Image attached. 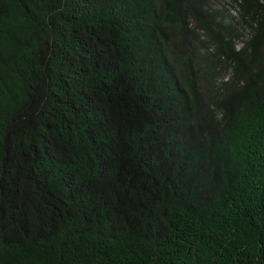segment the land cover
<instances>
[{
  "label": "trees",
  "instance_id": "trees-1",
  "mask_svg": "<svg viewBox=\"0 0 264 264\" xmlns=\"http://www.w3.org/2000/svg\"><path fill=\"white\" fill-rule=\"evenodd\" d=\"M0 264H264V0H0Z\"/></svg>",
  "mask_w": 264,
  "mask_h": 264
}]
</instances>
